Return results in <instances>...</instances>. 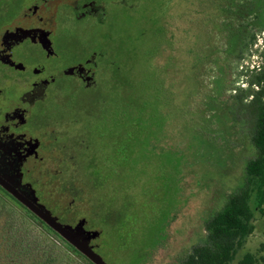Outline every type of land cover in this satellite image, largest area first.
<instances>
[{
    "label": "rangeland",
    "instance_id": "1",
    "mask_svg": "<svg viewBox=\"0 0 264 264\" xmlns=\"http://www.w3.org/2000/svg\"><path fill=\"white\" fill-rule=\"evenodd\" d=\"M104 1L105 24L90 21L80 28L96 36L108 33L117 70L107 67L95 90L74 88L70 108L64 110L70 111V119L79 120L73 132L86 131L90 147L86 155L103 165L104 181L93 193L103 202L97 209L120 215L115 225H107L97 252L107 264H177L192 246L203 243L206 218L245 182L244 165L254 155L255 118L249 103L260 88L250 81L264 64V26L251 32L253 38L244 41L241 53L226 68L228 90L221 95L239 94L242 99L229 98L234 101L232 113L219 116L221 130L234 131L220 139V132L209 129L211 124H200L204 121L200 99L206 92L201 72L190 63L195 52L182 66L162 50L173 45L169 23L191 3L203 5L205 0ZM213 74L206 71L203 83L208 84ZM72 141L70 135L72 154L83 162V149ZM36 178L39 183L48 181ZM69 201V196L62 200ZM249 204L253 230L228 264H239L246 252L264 259V214L256 209L254 192ZM24 215L0 192V225L11 222L17 234L27 229L30 236L37 235V228H25ZM197 216L202 218L199 227ZM158 243L162 244L155 247ZM4 247L0 241V255L5 254Z\"/></svg>",
    "mask_w": 264,
    "mask_h": 264
},
{
    "label": "flooded vegetation",
    "instance_id": "2",
    "mask_svg": "<svg viewBox=\"0 0 264 264\" xmlns=\"http://www.w3.org/2000/svg\"><path fill=\"white\" fill-rule=\"evenodd\" d=\"M106 15L104 0H0V178L18 190L31 188L37 205L60 223L75 226L81 221L86 231L100 230L90 241L96 252L107 225H115L120 215L97 209L103 202L93 193L104 181L100 175L104 168L101 161L86 155L90 148L84 139L86 131L73 132L79 120L70 119V111L64 110L70 108L74 88L95 90L107 67L117 70L108 33L96 36L80 28L90 21L103 25ZM188 22L195 34L189 43ZM263 26V0L191 3L169 23L173 45L162 49L164 56L177 58L182 65L195 52L190 63L201 72L206 92L205 99H200L204 119L200 124H211L209 129L220 132V139L234 133L221 130L217 122L222 113L228 118L234 108L230 96H222L228 90L226 68L241 53L244 41L254 36L251 32ZM210 70L215 74L205 84L202 75ZM70 135L72 144L83 149V167L76 165L80 162L72 154ZM36 175L47 183H39ZM65 196L70 198L66 204L62 202ZM201 219L197 216V227Z\"/></svg>",
    "mask_w": 264,
    "mask_h": 264
},
{
    "label": "trees",
    "instance_id": "3",
    "mask_svg": "<svg viewBox=\"0 0 264 264\" xmlns=\"http://www.w3.org/2000/svg\"><path fill=\"white\" fill-rule=\"evenodd\" d=\"M193 35L194 25L188 22V43ZM250 82L260 88L256 92L253 91V99L249 103L255 118L251 135L254 155L245 162V182L238 190L230 192L219 208L205 221L203 243L192 246L177 264H228L253 230V214L249 204L253 192L256 197V209L264 214V64ZM235 99L241 100L242 97L237 94ZM0 192L11 205L23 211L28 220H25V228L31 225L38 229L37 235L30 236L27 229L17 234L11 222L5 221L0 225V241L6 245L3 250L5 254L0 255V264H93L2 188ZM263 261L264 259L255 253L246 252L239 264H263Z\"/></svg>",
    "mask_w": 264,
    "mask_h": 264
},
{
    "label": "water",
    "instance_id": "4",
    "mask_svg": "<svg viewBox=\"0 0 264 264\" xmlns=\"http://www.w3.org/2000/svg\"><path fill=\"white\" fill-rule=\"evenodd\" d=\"M0 186L93 264H107L90 244L91 239L100 234V230L86 231L81 221L75 226L60 223L47 209L37 205V198L31 188H25L26 191L24 189L18 190L10 182L8 183L1 178Z\"/></svg>",
    "mask_w": 264,
    "mask_h": 264
}]
</instances>
